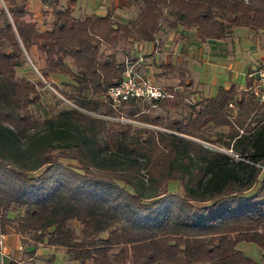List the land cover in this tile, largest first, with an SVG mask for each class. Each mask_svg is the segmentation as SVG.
I'll return each mask as SVG.
<instances>
[{
	"label": "trees",
	"instance_id": "1",
	"mask_svg": "<svg viewBox=\"0 0 264 264\" xmlns=\"http://www.w3.org/2000/svg\"><path fill=\"white\" fill-rule=\"evenodd\" d=\"M28 1L0 0V233L71 264H263L264 104L233 86L192 102L175 91L155 109L139 100L112 109L99 97L134 43L161 27L193 28L201 42L236 27L264 35V0H122L136 10L125 22L110 11L74 17L75 0H37L38 22ZM26 58L41 80L16 76ZM44 83L71 106L40 120Z\"/></svg>",
	"mask_w": 264,
	"mask_h": 264
},
{
	"label": "crops",
	"instance_id": "2",
	"mask_svg": "<svg viewBox=\"0 0 264 264\" xmlns=\"http://www.w3.org/2000/svg\"><path fill=\"white\" fill-rule=\"evenodd\" d=\"M117 1L120 0H83V4L78 6L79 9H83V12H78L77 17H86L91 14L103 15L108 8L114 12L116 10ZM122 3L124 4L123 1ZM239 35L244 40L240 44L244 45L243 48L245 50L254 49L256 52V50L264 48L260 43V38L264 37L262 33L250 34L249 31L242 30ZM232 36L233 30L231 35L224 40H207L201 42L195 36L193 28L184 29L181 26H177L174 29H169L167 27H161L154 40L156 41V44L154 42H137L139 49H141L143 43L149 45V53L147 56L137 55L135 53V43L131 52L133 51L135 55L133 61L137 58H142V61H140L138 65L144 67V75H152V79L155 77L157 80L164 83L175 80L176 85L174 87L178 92L191 88L194 92L193 100L199 98H211L216 94L218 88L226 89L229 86H233L237 90H243L248 87L251 81V72L255 70L262 61H264L261 51H259L261 53H256L258 58L255 59V62L251 65L246 63L239 64L235 59H227L226 57L227 60L225 61H214L208 57L206 60H202V54L204 53L205 48L208 50V56H227L228 52L224 48L225 46L221 45H225ZM176 41H178L179 45L177 44L176 46H173ZM250 41H252V43ZM231 47L230 50L232 51ZM157 56L158 58L155 62ZM197 64H199V66H206L205 69L208 74H210V67H215L216 70L219 69L222 71L219 75L213 73V76H207L203 73H197ZM174 72L177 76L176 78ZM153 80L155 81V79ZM181 80H183V84H180ZM247 82L249 84L246 86ZM230 109L234 108L232 107ZM236 248L238 249L237 246ZM35 249L36 247L33 249V246L29 244V241L23 240L19 235L13 234L10 231H7L4 235L3 252L5 264H32L36 259ZM257 250L260 255L258 248Z\"/></svg>",
	"mask_w": 264,
	"mask_h": 264
},
{
	"label": "rangeland",
	"instance_id": "3",
	"mask_svg": "<svg viewBox=\"0 0 264 264\" xmlns=\"http://www.w3.org/2000/svg\"><path fill=\"white\" fill-rule=\"evenodd\" d=\"M83 0H75V5L72 11V14L74 17H77V13L79 12H83V9H79L78 6L83 4L82 3ZM110 1V0H108ZM0 7L1 4H0ZM28 10L32 13V18L36 19L39 22L40 19V15H39V11H40V5L37 2V0H29L28 1ZM110 11L112 13V18L116 21L119 22H125L126 20L132 18L135 15L136 10L132 7V6H128L126 4H123L122 1H117V5H116V10L114 12H112L109 8L106 10ZM87 12V11H85ZM0 23H1V19H0ZM249 31L246 28H240V27H236L233 29V36L225 43V45H221V46H225L224 48L226 49V51L228 52V55H222V56H218V55H207V49L205 48L204 53L202 54V60H206L207 57L209 59L212 60H217V61H225L227 59H235L236 62H238L239 64H252L255 62V59L258 58V56H256V53H261L263 54L264 57V48H262L261 50H255L254 49H247L245 50L243 47L244 45H241L240 43H242L244 40L243 38H241V36L239 35L240 31ZM250 34H253V32L249 31ZM264 36V35H263ZM252 43V41H250ZM254 42V40H253ZM257 43V42H256ZM260 43L262 44V46H264V37L260 38ZM178 44V41L174 42L173 46H176ZM179 45V44H178ZM233 46V47H231ZM230 47L232 48V51L230 50ZM133 49V48H132ZM259 49V48H258ZM134 50L135 53L137 55H143V56H147L149 53V45L147 43H143V46L141 47V49H139V45L137 43H135L134 46ZM261 51V52H259ZM254 52V53H253ZM116 55L118 60H122V55H120V53L118 51H116ZM227 59H226V58ZM135 55L134 52H130L129 55L124 58V61H130V62H134ZM158 56L155 58V62L157 61ZM202 61V63H203ZM210 63H212L210 60H208ZM227 62V61H226ZM199 63V62H198ZM142 65H137L135 66L136 69L141 73V74H145L144 72V67H140ZM206 66L201 65L199 66V64H197L196 69H197V73H203L207 76H213V73H216L217 75H219V73L222 71H220L219 69H215L210 67L209 69V73H206ZM175 74V72H174ZM202 74V75H203ZM16 76L17 77H24L30 80H34V79H40L36 69L33 67V65L31 64V62L26 58V63L22 66H20L19 68H17L16 70ZM150 76V75H149ZM152 76V75H151ZM150 76V77H151ZM176 74H175V78H176ZM52 80L59 89H62L64 91L69 90V88L65 87L62 85V83H69V79L65 76L62 75H55V76H51V78H49V80ZM153 79H155L156 83L158 85H160L163 88L168 87V89L172 90H176V88L174 87L176 85L175 80L174 81H168V83H164L162 81L157 80L155 77H153ZM41 80V79H40ZM173 80V79H171ZM40 90V101L37 105H35L33 107L34 110V116L36 119H45L50 117L51 115H53L54 113H56L58 110L66 108L67 106H71L70 102L66 99H64L63 97H61L53 88H51L47 83H44V86L42 88L39 89ZM206 90V89H205ZM185 93V96L187 99H189L190 102L193 101V90L191 88L186 89L183 91ZM147 104H149V108H154L155 109V105L152 104L151 102H146ZM258 110V109H257ZM180 112V109H176L175 111H170V115L176 116V113ZM260 112H262L261 110L255 112V113H251L246 119H245V123H248L250 126L254 123V121L259 117V115L261 114ZM95 117H97L98 115L94 114ZM134 125H137L135 123H133ZM225 128H219V129H207L206 130V134L208 136L209 139H214V132H222L224 131ZM202 145L211 149H217L214 145H210L208 143H204L202 142ZM220 150V148H219ZM222 151V150H221ZM229 154L231 153L230 151H227ZM232 154V153H231ZM169 189L173 190V189H178L176 188V183L170 182L169 183ZM20 210H16L14 212H9L8 216L12 217L14 215L19 214ZM5 235V234H4ZM238 250H240L241 252H243L246 256H248L249 258H251L252 260H254L256 263L260 262V255L258 254V250L257 247L252 244V243H239L237 244ZM35 260L33 261L32 264H43V262L47 259H51V264H71V262H68L64 256V254L59 251V250H55L53 248H49L46 247L44 244H37L36 245V249H35ZM264 264V263H263Z\"/></svg>",
	"mask_w": 264,
	"mask_h": 264
},
{
	"label": "built area",
	"instance_id": "4",
	"mask_svg": "<svg viewBox=\"0 0 264 264\" xmlns=\"http://www.w3.org/2000/svg\"><path fill=\"white\" fill-rule=\"evenodd\" d=\"M153 42L156 44V41ZM140 61H142V58H137L134 62L124 61V69L120 81L107 88L99 97L101 102L106 103L112 109H116L121 103L130 100L156 102L173 98L175 90H166L167 88L161 87L151 77L141 74L136 69L135 66ZM250 79V85L247 87L248 91L258 105L264 104V61L251 72ZM232 107V104H228V108ZM230 155L236 157L234 154L230 153ZM3 240L4 234L0 233V264H5Z\"/></svg>",
	"mask_w": 264,
	"mask_h": 264
}]
</instances>
